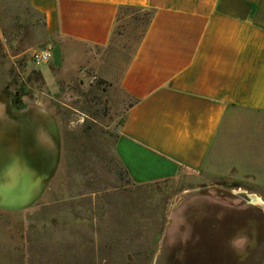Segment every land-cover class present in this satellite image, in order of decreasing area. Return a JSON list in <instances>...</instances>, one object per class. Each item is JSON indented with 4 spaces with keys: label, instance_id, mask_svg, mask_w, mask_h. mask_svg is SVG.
<instances>
[{
    "label": "crops",
    "instance_id": "crops-1",
    "mask_svg": "<svg viewBox=\"0 0 264 264\" xmlns=\"http://www.w3.org/2000/svg\"><path fill=\"white\" fill-rule=\"evenodd\" d=\"M26 4L41 18L44 33L54 44L50 62L38 70L51 94L58 92L54 70L63 68V52L106 47L121 7L152 12L125 69L111 86L128 101L113 142L127 184L142 188L186 174L232 173V163L226 173L218 168H223L226 157L232 161L237 148L232 133L239 127L235 115L246 112L264 118V0H26ZM21 105L10 106L0 92V134L8 136L11 164L0 165V184L8 179L17 182L18 152L27 169L23 197L17 193L16 205H0L11 211L47 202L63 154L57 115L40 101ZM261 120L250 119L244 125L248 141L240 143L242 172L256 184L259 193H249L255 196L264 195ZM7 170L12 174L6 176ZM92 204L102 207L96 201ZM118 206L127 210L128 204ZM184 211L169 207L167 219H186ZM204 217L209 220L208 214ZM210 220L206 225L213 228L222 219L212 215ZM162 238L151 264H160ZM217 238L215 254L206 246L195 256L183 255V263L167 264H235L234 254L221 249L218 233ZM104 258L98 264H112L108 256Z\"/></svg>",
    "mask_w": 264,
    "mask_h": 264
},
{
    "label": "rangeland",
    "instance_id": "rangeland-1",
    "mask_svg": "<svg viewBox=\"0 0 264 264\" xmlns=\"http://www.w3.org/2000/svg\"><path fill=\"white\" fill-rule=\"evenodd\" d=\"M0 27V92L10 101L18 92L20 103L42 102L57 115L63 138L60 169L47 202L25 211L0 208V264H98L107 256L112 264H151L162 237L160 264L183 263V255L195 256L206 246H212L215 254L217 233L221 249L234 254L235 264L237 260L239 264H264V195L249 194L259 190L242 172L240 144L248 141L249 129L244 125L263 117L246 112L235 115L239 127L232 133L237 148L232 161L226 157L223 168H218L226 173L232 163V173L219 177L186 174L133 187L127 184L113 153L128 101L111 86L134 52L143 25L122 11L106 47L76 45L78 50L63 52V68L54 70L58 92L53 94L38 71L45 65L36 67L31 59L34 51L48 44L54 51L41 18L26 0H0ZM98 71L107 78L100 79ZM252 131L259 136L256 127ZM6 145L8 136L0 134V165L8 164ZM18 153L17 182L8 179L0 184L2 206L16 205L17 193L23 197L25 192L27 169ZM93 201L105 210L95 209ZM121 202L128 204L127 210H118ZM170 205L185 210L187 218L169 221ZM207 214L209 220L204 217ZM212 215L222 219L213 228L206 225Z\"/></svg>",
    "mask_w": 264,
    "mask_h": 264
},
{
    "label": "trees",
    "instance_id": "trees-1",
    "mask_svg": "<svg viewBox=\"0 0 264 264\" xmlns=\"http://www.w3.org/2000/svg\"><path fill=\"white\" fill-rule=\"evenodd\" d=\"M122 11H127L129 13V17L130 19L132 20V22L136 23L137 25H143V30H142V33H141V37L140 39L142 38L144 32L146 31L150 21H151V18H152V12L151 11H146V10H142L140 8H136V7H121L118 11V17L120 15V13ZM142 12L144 14L142 15H139V13ZM117 17V19H118ZM19 97H20V93L16 92L14 97L12 98L11 100V104L16 106V107H20L22 106L21 103L19 102ZM122 171V170H121ZM122 175L124 177V173L122 172Z\"/></svg>",
    "mask_w": 264,
    "mask_h": 264
},
{
    "label": "built area",
    "instance_id": "built-area-1",
    "mask_svg": "<svg viewBox=\"0 0 264 264\" xmlns=\"http://www.w3.org/2000/svg\"><path fill=\"white\" fill-rule=\"evenodd\" d=\"M51 58H52L51 44H48L45 47L34 51L31 56L32 62L36 67H41L43 65L48 64Z\"/></svg>",
    "mask_w": 264,
    "mask_h": 264
},
{
    "label": "flooded vegetation",
    "instance_id": "flooded-vegetation-1",
    "mask_svg": "<svg viewBox=\"0 0 264 264\" xmlns=\"http://www.w3.org/2000/svg\"><path fill=\"white\" fill-rule=\"evenodd\" d=\"M14 105H16V104H14ZM14 105H12V104H11V101H10V106L15 107Z\"/></svg>",
    "mask_w": 264,
    "mask_h": 264
},
{
    "label": "bare ground",
    "instance_id": "bare-ground-1",
    "mask_svg": "<svg viewBox=\"0 0 264 264\" xmlns=\"http://www.w3.org/2000/svg\"><path fill=\"white\" fill-rule=\"evenodd\" d=\"M244 192H245V190H244ZM258 199V201H259V198H257ZM262 201V200H261Z\"/></svg>",
    "mask_w": 264,
    "mask_h": 264
}]
</instances>
